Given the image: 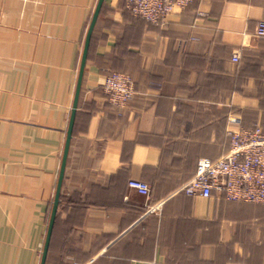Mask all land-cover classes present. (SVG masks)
Returning <instances> with one entry per match:
<instances>
[{
    "label": "crops",
    "instance_id": "0c3cea01",
    "mask_svg": "<svg viewBox=\"0 0 264 264\" xmlns=\"http://www.w3.org/2000/svg\"><path fill=\"white\" fill-rule=\"evenodd\" d=\"M97 1L0 0V264H41ZM261 19L264 0H192L159 23L103 1L44 264H264V202L179 189L227 151L228 116L264 129ZM114 70L134 81L124 106L102 85Z\"/></svg>",
    "mask_w": 264,
    "mask_h": 264
},
{
    "label": "built area",
    "instance_id": "2783aa9c",
    "mask_svg": "<svg viewBox=\"0 0 264 264\" xmlns=\"http://www.w3.org/2000/svg\"><path fill=\"white\" fill-rule=\"evenodd\" d=\"M191 1L125 0V4L132 14L159 23L169 13L185 7ZM255 33L264 36V19L258 21ZM237 58L234 55V59ZM102 85L110 102L118 106H124L135 91L132 76L122 71L105 74ZM228 123L230 145L227 151L216 159L200 157L194 175L179 189L186 194L203 197L216 192L228 199L264 202V129L260 125L244 127L235 115L228 116ZM128 184L146 196L150 194V184L145 180L132 178Z\"/></svg>",
    "mask_w": 264,
    "mask_h": 264
},
{
    "label": "water",
    "instance_id": "95a60500",
    "mask_svg": "<svg viewBox=\"0 0 264 264\" xmlns=\"http://www.w3.org/2000/svg\"><path fill=\"white\" fill-rule=\"evenodd\" d=\"M103 1L104 0H98L97 1L95 10H94V13H93L87 34H86L82 58H81V62H80L76 91H75V96H74L73 108H72V112H71V116H70L69 126H68V130H67V137H66V142H65V146H64V152H63V157H62V164H61V169H60V174H59V179H58V185H57L56 194H55V198H54V203H53V208H52V213H51L50 223H49L48 232H47V236H46V241H45V246H44V250H43L41 264H44V262H45L46 253L48 250V245H49V240H50V234L52 231V225H53V221H54V214L56 212V208H57L58 202H59L60 188H61V183H62V179H63V175H64V169H65L66 158H67L68 149H69L70 138L72 135L76 106H77L78 97H79V93H80L82 75H83V71H84V65H85V61H86L89 41H90L93 26L95 24V21L97 19V16H98V13L100 11V8L102 6Z\"/></svg>",
    "mask_w": 264,
    "mask_h": 264
},
{
    "label": "trees",
    "instance_id": "16d2710c",
    "mask_svg": "<svg viewBox=\"0 0 264 264\" xmlns=\"http://www.w3.org/2000/svg\"><path fill=\"white\" fill-rule=\"evenodd\" d=\"M223 195V194H222ZM76 263H80V262H75L74 264H76Z\"/></svg>",
    "mask_w": 264,
    "mask_h": 264
}]
</instances>
